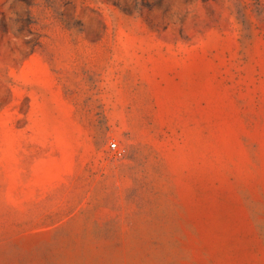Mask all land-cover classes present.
<instances>
[{"label":"rangeland","instance_id":"obj_1","mask_svg":"<svg viewBox=\"0 0 264 264\" xmlns=\"http://www.w3.org/2000/svg\"><path fill=\"white\" fill-rule=\"evenodd\" d=\"M0 264H264V0H0Z\"/></svg>","mask_w":264,"mask_h":264},{"label":"built area","instance_id":"obj_2","mask_svg":"<svg viewBox=\"0 0 264 264\" xmlns=\"http://www.w3.org/2000/svg\"><path fill=\"white\" fill-rule=\"evenodd\" d=\"M115 144H116V142H114V141L110 142L111 146H115Z\"/></svg>","mask_w":264,"mask_h":264}]
</instances>
